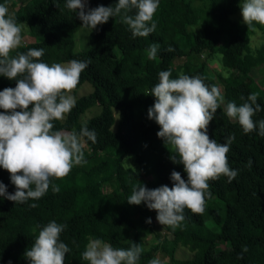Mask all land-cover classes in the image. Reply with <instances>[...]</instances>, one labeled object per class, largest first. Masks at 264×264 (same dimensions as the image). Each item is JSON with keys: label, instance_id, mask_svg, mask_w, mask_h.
Instances as JSON below:
<instances>
[{"label": "trees", "instance_id": "trees-1", "mask_svg": "<svg viewBox=\"0 0 264 264\" xmlns=\"http://www.w3.org/2000/svg\"><path fill=\"white\" fill-rule=\"evenodd\" d=\"M194 1H206L207 6L196 7ZM65 3L0 0L28 34L29 43L10 55L42 48L40 59L49 65L73 59L88 63L73 94L85 83L92 86V93L77 97L66 118L53 121V130L79 133L87 126L97 139L84 138L85 162L74 165L64 178H53L52 186H58V192L50 186L42 198L23 204L0 197V264H30L25 252L50 221L67 226L60 236L70 249L65 264H88L81 254L89 237L124 249L130 247L129 241L141 243L144 250L138 264H149L160 249L157 242L146 245L145 236L154 233L169 249L174 264H264V136L258 134V128L244 133L238 122L226 115L228 102L239 106L244 102L241 96L246 99L255 92L262 110L253 119L264 120V81L254 77L257 70L264 74V49L254 52L251 47L253 36L264 37V26L254 24L255 30H248L246 24L231 20L241 0H160L153 18L156 29L148 37H134L121 17L115 16L92 31L89 49L76 53L74 33L82 21ZM116 3L118 0H89L88 7ZM204 15L210 18L201 31L191 30L202 23ZM152 43L160 45L155 60L147 57ZM169 47L174 51H167ZM180 59L183 64L177 65ZM207 66L216 68L217 73L211 75ZM166 70H171L172 78L180 73L200 75L206 84L219 88L224 103L215 113L208 135L218 143L235 135L227 158L238 175L232 182L223 175L210 180L212 195L206 198L204 212L194 214L185 209V220L178 227L162 225L161 238L153 222L147 223V213H157L145 204L130 205L127 200L140 183L149 189L171 188L173 171L187 180L183 165L171 161L170 155L175 153L158 138L159 126L147 115L155 102L149 95L151 89L159 82L158 73ZM15 86L16 81L0 76V91ZM94 107L100 112L81 122ZM0 182L9 193L15 192L10 173L3 168ZM33 203L37 206L32 207ZM125 234L132 236L128 242H124ZM178 248L192 257L176 259Z\"/></svg>", "mask_w": 264, "mask_h": 264}, {"label": "clouds", "instance_id": "clouds-1", "mask_svg": "<svg viewBox=\"0 0 264 264\" xmlns=\"http://www.w3.org/2000/svg\"><path fill=\"white\" fill-rule=\"evenodd\" d=\"M89 0H66L65 7L82 21L80 29L96 30L98 25L108 23L110 18L120 16L134 37H148L156 29L153 22L160 0H118L114 6L88 7ZM241 15L248 30L254 24L264 26V0H241ZM134 11V14H129ZM123 13V14H122ZM23 25L9 14L7 4H0V76L16 81L14 88L0 91V168L10 173L15 192L9 193L0 182V197L15 204L42 198L52 180L67 176L74 165L85 162L83 139L93 142L94 130L82 126L79 133L53 130V121L63 120L76 105L71 93L77 88L82 72L89 66L80 60L67 63L42 62L44 49L32 48L27 53L10 55L22 43ZM160 45L152 43L147 49L149 60H155ZM167 51H174L169 47ZM156 83L149 95L155 97L148 109V119L159 126L157 132L165 146H170L175 155L173 163L183 165L187 180L180 172L173 171L167 185L149 189L140 183L134 187L127 203L145 204L157 213V221L164 226L178 227L185 220V209L194 214L203 213L206 198H211L210 180L226 176L232 182L238 170L229 166L227 154L235 139L229 135L225 143H218L208 135V127L215 113L224 103V97L215 85L209 86L200 75L180 73L172 78L171 70L158 73ZM259 93H251L239 106L233 101L226 105L228 118L236 120L244 133L258 128L264 136V120L254 121L261 111L257 103ZM251 160L248 165L251 166ZM59 191L58 186H52ZM32 207L37 205L33 203ZM147 223L151 224L149 218ZM67 226L50 221L34 238L26 250L25 258L30 264H65L70 252L61 241V233ZM127 249L113 247L99 239L89 237L82 252L88 264H138L143 245L129 241ZM246 252V246L242 249ZM149 264H162L153 258Z\"/></svg>", "mask_w": 264, "mask_h": 264}, {"label": "rangeland", "instance_id": "rangeland-1", "mask_svg": "<svg viewBox=\"0 0 264 264\" xmlns=\"http://www.w3.org/2000/svg\"><path fill=\"white\" fill-rule=\"evenodd\" d=\"M194 6L206 7L207 2L206 1H194ZM209 18L210 17L208 15H204L202 23H200L198 27H195V28L191 27L190 29L195 30L197 32H200L201 28L203 26V22L207 21V19H209ZM231 20L233 22L239 24V25H244L243 18L241 15V9H239V11L231 17ZM81 27L82 26L77 27L75 30V33H74L75 40H76V47H75L76 53H83L84 51H86L87 49L90 48V35L92 33V30L91 29H80ZM22 33H24V34L22 36V43L21 44L26 45L29 43V40H28L27 30L25 27L22 28ZM251 47H252V50L254 52H256L257 50H263L264 49V37L262 35L253 36ZM183 61H184L183 59H180L176 63H177V65H182ZM216 66L218 68H221V66L219 65L218 62H216ZM206 69L211 75H215L217 73V70L214 67L207 66ZM262 74H263L262 72L257 70L254 74V77L256 79H261L262 81H264V74H263V77H262ZM92 90H93L92 86L88 83H85L75 92L76 94H73L74 92H72L71 94L73 96H75V98H77V97L80 98L84 95H88V94L92 93ZM99 112H100L99 107H94V108L89 109L86 112V114H84L83 118L81 119V122L88 120L89 118L95 116ZM116 116L118 117V112H116ZM65 118H66V115H65L64 119ZM128 165L129 166L132 165V162L129 161ZM133 167L135 168V170H138V167L136 164L135 165L133 164ZM147 215L154 224V230L159 229V232L161 234L160 236H161V238H163L164 237V232H163L164 229H163V226L157 221V219H156L157 215L150 214V213H147ZM131 238H132L131 235L125 234L123 239H124V242H128ZM168 239H170V237H168ZM145 241H146V245L148 247H150V245L152 243H156V242L159 243L160 249L156 254V258H159L161 260L162 264H174L173 258L171 257V255L169 253V249L167 247L162 246L161 242H159V240L156 238L155 233L146 235ZM191 257H192V255L189 252H186V250H183L182 248H178L177 251L175 252V258L179 259V260H187L188 258H191Z\"/></svg>", "mask_w": 264, "mask_h": 264}, {"label": "bare ground", "instance_id": "bare-ground-1", "mask_svg": "<svg viewBox=\"0 0 264 264\" xmlns=\"http://www.w3.org/2000/svg\"><path fill=\"white\" fill-rule=\"evenodd\" d=\"M219 245V244H218ZM187 249V248H186ZM188 250V249H187ZM172 259V258H171Z\"/></svg>", "mask_w": 264, "mask_h": 264}]
</instances>
